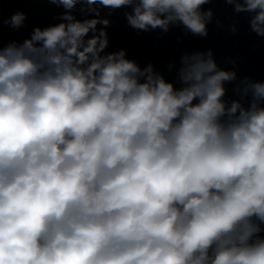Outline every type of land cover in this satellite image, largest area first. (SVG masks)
Listing matches in <instances>:
<instances>
[{"label": "clouds", "instance_id": "9594fccd", "mask_svg": "<svg viewBox=\"0 0 264 264\" xmlns=\"http://www.w3.org/2000/svg\"><path fill=\"white\" fill-rule=\"evenodd\" d=\"M47 3L55 22L7 43L28 15L0 3V264H264V79L211 47L142 64L109 35L122 13L180 46L243 16L264 40V0Z\"/></svg>", "mask_w": 264, "mask_h": 264}, {"label": "water", "instance_id": "95a60500", "mask_svg": "<svg viewBox=\"0 0 264 264\" xmlns=\"http://www.w3.org/2000/svg\"><path fill=\"white\" fill-rule=\"evenodd\" d=\"M2 3L3 15L5 18L10 16L17 9L23 10L28 15L26 26L19 32H13L4 27L2 39L7 43L11 39L22 40L31 31L34 25H47L55 22V17L60 9L47 3V0H9ZM211 7L216 9V15L227 23L231 9L223 4H213ZM113 25L109 29L112 48L123 47L128 51L130 58L137 59L139 62H154L158 68L163 69L164 65L173 58H178L184 49H200L211 47L215 50L217 60L223 64L227 56L238 57L240 61V73L250 75L254 79H264V40L256 37L247 29L245 17H239L241 30L233 36L227 30L217 32L214 25L209 26V36L207 39L195 37L184 38L183 44L178 46L177 37L181 35L179 29H173L166 36L159 33L137 34L128 28L122 18V13L112 16ZM171 79L172 75L168 74Z\"/></svg>", "mask_w": 264, "mask_h": 264}]
</instances>
